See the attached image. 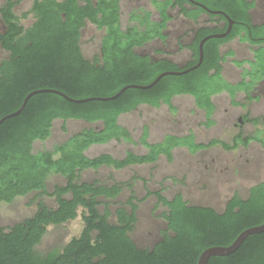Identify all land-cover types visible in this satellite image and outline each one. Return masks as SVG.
<instances>
[{"label": "trees", "instance_id": "16d2710c", "mask_svg": "<svg viewBox=\"0 0 264 264\" xmlns=\"http://www.w3.org/2000/svg\"><path fill=\"white\" fill-rule=\"evenodd\" d=\"M5 1L0 15L7 32L0 34V45L11 56L0 65V121L17 113L31 93L44 92L33 95L18 115L0 124V204L29 195H34L32 202L36 203L32 217L7 227L0 223V264H198L204 251L228 247L244 231L264 224V182L253 186L247 198L235 194L219 212L211 206L191 205L180 193L169 199L163 191L148 189L146 197L138 199L130 183L109 186L81 181V174L90 169L122 170L156 163L160 156L173 161V153L180 147L196 153L218 144L227 149L248 146L251 141L264 145L260 135L244 141L237 138L234 146L218 140L197 144L193 133L167 135L151 144L145 128L141 142L149 152L143 156L129 153L116 159L109 154L96 158L86 154L94 145L133 142L131 132L119 120L141 106L158 109L166 105L175 111L176 97L191 96L205 112L210 127L216 110L213 96L227 93L234 100L245 92L250 98L253 87L264 80V24L253 25V4L247 0H195L207 9L187 0H153L160 20L153 21L150 12L142 17L133 14L132 21L138 26L123 30L120 0H43L35 2L36 22L26 30L14 13L25 0ZM174 10L195 25L187 33L191 34L189 42L179 40L180 50L190 54L184 63L175 62L165 50L143 51L156 40L166 42ZM202 20L205 22L200 24ZM222 21L224 28L219 25ZM230 21L235 22L232 32L226 38L206 41L201 66L186 75L165 76L150 89H127L114 100L75 103L59 94L72 100L110 99L127 86L146 87L165 72L194 67L200 61L202 39L225 33ZM88 22L106 30L100 54L93 59L81 47L82 30ZM236 39L257 48L254 60L249 61L247 76L251 80L244 77L230 83L223 75V63L234 53L223 55L221 49ZM56 120L101 123L102 128L84 130L53 150L36 152L35 143L51 137ZM51 174L61 175L66 183L49 190ZM126 188L131 196L112 210L111 204ZM152 196L166 209L162 218L167 227L159 242L142 248L133 233L140 203ZM43 197L54 199L56 206H48ZM80 211L84 228L78 237L61 251H37L49 227L76 220ZM208 264H264V233L248 237L235 253L212 257Z\"/></svg>", "mask_w": 264, "mask_h": 264}, {"label": "rangeland", "instance_id": "374dc122", "mask_svg": "<svg viewBox=\"0 0 264 264\" xmlns=\"http://www.w3.org/2000/svg\"><path fill=\"white\" fill-rule=\"evenodd\" d=\"M36 1L43 0H25L14 9L18 23L26 30L32 28L36 22V15L33 12ZM5 2L0 0V7H3ZM120 6L123 30L138 26L137 22L132 21L133 14L142 17L145 12H150L153 21L160 20L158 8L153 0H120ZM171 14L175 16L176 10ZM204 22L202 20L200 24ZM1 27L0 15V30ZM193 28H195L193 23L175 19L169 24L166 32L168 36L166 43L156 40L143 51L154 53L163 49L175 62L184 63L190 54L187 50H180L179 40L183 38V43L189 42L191 34L187 36L186 34ZM105 34L106 30L99 29L90 22L86 24L82 30L81 47L87 58L93 59L100 54ZM256 48L240 39L222 47L223 55L230 51L234 53V56L227 57L223 63V75L226 80L230 83L241 82L244 77L246 81L251 80L247 72L251 70L249 61L254 60ZM9 55L0 46V61L9 59ZM213 101L216 110L212 117L213 125L210 127L206 125L204 112L196 108L190 96L176 97L173 100L175 111L166 105L158 109L141 106L137 111L123 115L119 120V123L131 132L133 142L112 141L108 144L94 145L86 154L90 158L109 154L116 159H124L129 153L143 156L149 152L141 142L145 128L149 131L148 142L151 144L162 141L167 135L185 136L191 133L194 134L197 143L209 144L218 140L229 146H233V140L239 134L244 138L257 135L264 138V80L253 87L251 98H247L245 92H239L232 100L227 93H222L215 96ZM246 116L252 122L237 127L240 118ZM101 128V123L56 120L51 137L44 142H36L34 150L36 152L53 150L55 146L63 144L84 130ZM81 181H98L109 186L115 183H130L138 199H144L148 189L163 191V195L169 199L180 193L191 205L211 206L222 212L235 194L247 198L253 186L264 182V145L252 141L249 146L242 144L238 148L227 149L218 144L196 154L190 153L186 148H180L174 151L173 161L161 156L156 163L134 165L122 170L113 167L90 169L81 174ZM65 183L66 180L61 175L51 174L48 188L52 190L56 185ZM130 196L131 190L126 188L118 201L111 204L112 210L126 203ZM33 198L34 195H29L18 197L13 203H1L0 223L7 227L32 217L36 210ZM43 199L51 208L56 206L54 199L49 197ZM165 210V207L158 205L155 196L140 203L138 223L133 233V238L140 247L151 248L160 241L161 232L167 227L166 221L162 218ZM81 214L80 211L78 218L67 224L49 227L37 251L41 254L61 251L73 238L78 237L84 228Z\"/></svg>", "mask_w": 264, "mask_h": 264}, {"label": "water", "instance_id": "95a60500", "mask_svg": "<svg viewBox=\"0 0 264 264\" xmlns=\"http://www.w3.org/2000/svg\"><path fill=\"white\" fill-rule=\"evenodd\" d=\"M192 2H194L193 0H190ZM195 3V2H194ZM201 7H204L203 5L199 4ZM205 8V7H204ZM212 13H218V12H212ZM232 26H233V21H230V26H229V29L223 33V34H218V35H210V36H207L205 37L204 39H202V41L200 42V45H199V51H200V61L197 65H195L194 67H191L189 69H186L184 71H181V72H165L163 74H161L152 84H150L149 86H146V87H140V86H127L125 87L124 89H122L116 96L110 98V99H96V98H91V99H86V100H72L70 98H68L67 96H65L64 94L62 93H59L60 95H62L63 97H65L66 99L70 100V101H73L75 103H85V102H89V101H94V100H103V101H107V100H114L116 98H118L123 92H125L127 89H130V88H140V89H150L152 88L153 86H155L163 77L165 76H169V75H177V76H180V75H186L188 74L189 72H192L196 69H198L202 62H203V59H204V44L206 43V41L210 40V39H223V38H226L230 32H231V29H232ZM41 92H44V91H35L33 93H31L25 100L22 108L15 114L11 115V116H8L4 119H2L0 121V124L5 120V119H8V118H11V117H14L16 115H18L23 109L24 107L26 106L28 100L35 94L37 93H41ZM264 233V224L259 226V227H255V228H252V229H249V230H246L244 231L241 235H239V237L236 239V241L228 246V247H213V248H210L206 251H204L202 253V255L200 256V259H199V262L198 264H208L209 260L212 258V257H225V256H228V255H231L233 253H235L240 247L241 245L244 243V241L252 236V235H257V234H262Z\"/></svg>", "mask_w": 264, "mask_h": 264}, {"label": "flooded vegetation", "instance_id": "af4514ba", "mask_svg": "<svg viewBox=\"0 0 264 264\" xmlns=\"http://www.w3.org/2000/svg\"><path fill=\"white\" fill-rule=\"evenodd\" d=\"M190 4H194L195 5V7H201L199 4H201V3H198L197 1H195V0H193L194 2H192V1H190V0H187ZM247 2H249L250 4H253L254 6H253V8L251 9V11H250V13H251V15H252V20H253V25L255 26V25H263L264 24V0H247ZM205 8H207V7H205ZM208 9V8H207ZM210 10V9H209ZM212 12H218L217 13V15L218 16H223L224 17V15H225V17L227 16L223 11H212ZM173 16V15H172ZM1 19H2V17H1ZM175 19H182L183 21H186V22H190V23H193V22H191L189 19H187L186 17H184V16H182V15H180L179 14V12H177L176 11V15L175 16H173V19H172V21L173 20H175ZM171 21V22H172ZM170 22V23H171ZM169 23V24H170ZM219 25L221 26V28L223 27H225V22L224 21H222L221 23H219ZM234 25H235V22L233 21V26H232V29H231V32H232V30H233V28H234ZM230 26V25H229ZM168 28H169V25H168ZM168 28H167V30H166V32H168ZM228 29H229V27H228ZM7 32V26H6V24L4 23V20L2 19V27H1V30H0V34H5ZM230 32V33H231ZM187 35V34H186ZM168 40V36H167V34H166V41ZM164 43H166V42H164ZM244 43H247V42H244ZM1 46V45H0ZM1 48H2V46H1ZM3 49V48H2ZM4 50V49H3ZM163 50V49H162ZM5 51V50H4ZM156 51H159V50H156ZM5 52H7V51H5ZM8 53V52H7ZM10 54V53H9ZM9 56H11V55H9ZM9 59H10V57H9ZM9 59H7V60H9ZM7 60H1L0 61V65L4 62V61H7ZM215 96H217V95H215ZM215 96H213V98L215 97ZM191 97V96H190ZM192 99H193V102H194V104H195V99L193 98V97H191ZM250 98H251V95H250ZM213 100V99H212ZM214 102V101H213ZM215 104V103H214ZM195 106H196V104H195ZM216 107V106H215ZM197 108V107H196ZM199 111H203V110H200L199 108H197ZM204 112V111H203ZM204 114H205V112H204ZM205 116H206V114H205ZM247 122H252V120L248 117V116H246V117H242V118H240V120H239V124H236V126L237 127H242L243 126V124H246ZM237 138H241V140L242 141H244V140H246L247 138H249V137H246V138H244L243 137V135L242 134H239L237 137H235L234 138V140H233V142H234V144H233V146L235 145V141H236V139ZM252 142V141H251ZM197 143V142H196ZM197 144H203V143H197ZM242 145V144H241ZM249 146V145H248ZM180 148H186V149H188L189 150V152L190 153H192L191 151H190V149L188 148V147H180ZM180 148H177V149H180ZM206 148H204V149H202V150H200V151H198V152H201V151H203V150H205ZM197 153V152H196ZM196 153H192V154H196ZM161 157V156H160Z\"/></svg>", "mask_w": 264, "mask_h": 264}]
</instances>
